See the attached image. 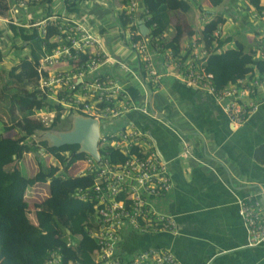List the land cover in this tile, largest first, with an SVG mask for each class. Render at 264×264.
<instances>
[{
    "label": "built area",
    "instance_id": "obj_1",
    "mask_svg": "<svg viewBox=\"0 0 264 264\" xmlns=\"http://www.w3.org/2000/svg\"><path fill=\"white\" fill-rule=\"evenodd\" d=\"M9 1L7 14L0 15V18L30 31L37 30L43 38L56 45L51 51L44 52L36 67L38 79L34 89L40 97L47 99L49 105L36 109L33 117L48 127L59 113L63 121L82 114L98 119L102 128L99 141L102 164L85 153L86 156L77 161L74 171L76 176H94L92 186L80 187L73 193L80 200L95 203V220L91 222L90 235L97 248L92 255V264H182L171 250L148 248L133 258L117 252V244L126 228L139 232H179L175 216L159 210L153 202L155 198L166 196L173 188L169 165L153 138L134 124H128L118 132L107 131L109 125L105 122L113 123L131 110L158 117L148 104H134L124 84L103 72L106 65L118 64L129 70L128 65L108 51L106 43L93 31L86 16L68 15V8L79 0H61L59 4L53 0L51 5L41 4L42 0ZM127 8L128 16L134 21L126 27L120 26L122 41L125 46L130 45L140 61L141 73H146L143 75L149 90L161 89L163 78L167 76L205 89L221 102L234 126L243 125L258 110L264 100V73L248 74L218 88L214 74L207 69L209 52L203 46V34L178 49H165L150 37V33L142 34L135 14L139 10V0H129ZM20 11L23 13L18 19ZM253 17L264 20V11L254 10ZM151 18L147 15L141 19L148 25L149 21L152 22L150 32L159 24ZM214 19L215 15L213 18L209 12L202 13L201 20L205 25ZM226 34L222 24L213 31L216 37ZM166 35L163 32L161 36ZM253 50L256 58L264 60V30L256 37ZM101 146L118 148L125 160L111 161L102 153ZM184 150L190 152L187 143ZM56 160V164L50 166L63 169ZM49 183L37 182L29 188L26 198L31 205H40L49 197ZM239 206L247 230V245L263 244L264 189L259 194L241 198ZM67 244H73L72 238ZM48 264L76 263L62 257L59 248L51 251Z\"/></svg>",
    "mask_w": 264,
    "mask_h": 264
},
{
    "label": "crops",
    "instance_id": "obj_2",
    "mask_svg": "<svg viewBox=\"0 0 264 264\" xmlns=\"http://www.w3.org/2000/svg\"><path fill=\"white\" fill-rule=\"evenodd\" d=\"M189 1L190 11L178 9L169 13L171 25L183 33L180 47L202 36L206 26L201 20L203 12H209L213 18L215 12L223 13L226 21L223 27L233 37L230 46L246 52L264 30V20L248 16L244 0H224L219 7L212 6L210 0ZM139 3L144 8L141 0ZM79 7V11L67 10L68 15L91 17V28L100 37L95 22L102 25L103 17L91 11L94 8L91 0L88 4L87 0L81 1ZM0 22L2 37L5 31L13 40H22L14 36L7 21L0 18ZM123 42L113 40L106 46L129 70L110 64L103 67V72L124 84L134 104H148L158 117L131 110L114 124H108L107 131L118 132L134 124L153 138L173 178L172 190L153 202L159 210L175 216L179 232H139L126 228L117 252L133 258L143 250L158 248L173 251L182 264H264V243L247 245V230L239 206L241 198L264 189V100L243 125L234 126L221 102L210 92L167 76L157 91L167 89L164 102L163 98H157L156 91L148 89L140 61ZM186 143L189 153L184 150ZM33 208L35 211V204ZM12 251L18 253L16 245Z\"/></svg>",
    "mask_w": 264,
    "mask_h": 264
},
{
    "label": "trees",
    "instance_id": "obj_3",
    "mask_svg": "<svg viewBox=\"0 0 264 264\" xmlns=\"http://www.w3.org/2000/svg\"><path fill=\"white\" fill-rule=\"evenodd\" d=\"M81 1L68 10L79 11ZM123 1L129 4V0ZM248 1L253 10L260 13L264 11V0ZM52 2L53 0H42L41 4L51 5ZM141 2L144 8L135 13L138 21L145 19L147 15L159 21L158 26L152 28L150 37H154L165 49H178L183 33L171 25L169 13L178 9L190 11L192 8L190 1L141 0ZM210 2L212 6L219 7L224 0ZM9 4V0H0V15L7 14ZM147 9L148 13L145 12ZM48 12L50 13V9ZM215 16V19L206 25L202 34L203 46L209 52L207 69L214 74L216 86L222 88L248 74L264 73V60L255 57L253 48L246 52L241 47L230 46L229 43L233 40L231 35L220 37L213 35L215 28L226 23L223 13L215 12ZM118 21L121 27H126L134 20L128 16L125 8L119 13ZM148 23V26L152 27V22ZM8 26L16 38L22 39V45L15 44L14 47L27 49L28 56L11 68V79L5 82L3 87L8 98L11 119L3 124L0 131V260L2 264H48L51 251L60 248V254L66 260L71 259L76 264H92L94 262L92 253L97 248L94 238L90 235L91 222L95 220V203L80 200L73 194L78 188L90 187L94 183L92 174L76 176L74 173L77 161L83 159L86 154L79 152L78 144L54 147L47 139L40 143L33 140L38 132L44 133L56 129L58 125H66L70 119L68 117L63 121V116L59 113L51 126L47 127L33 117L36 109L49 105L47 99L40 97L34 89L38 79L36 67L44 52L51 51L56 45L43 38L37 30L30 31L13 23H9ZM163 32L167 33L164 37L161 36ZM3 60L4 54L0 44V64ZM143 74L146 75L145 72ZM32 88L35 91H32ZM17 110L20 112L19 116L16 115ZM12 130H17L19 135L9 136L8 132ZM28 139L32 140L28 142ZM103 147L101 146L102 153L111 161L125 160V156L118 148ZM41 148L52 153L63 169L50 166L44 161L39 162V170L34 175L24 174L18 169L13 171L6 169L8 164L22 159L25 153L39 152ZM48 181L49 197L42 204H35L36 210L31 215L33 205L26 198L27 191L37 182ZM69 238L73 240L71 245L67 244ZM14 245L17 247V254L12 251Z\"/></svg>",
    "mask_w": 264,
    "mask_h": 264
},
{
    "label": "rangeland",
    "instance_id": "obj_4",
    "mask_svg": "<svg viewBox=\"0 0 264 264\" xmlns=\"http://www.w3.org/2000/svg\"><path fill=\"white\" fill-rule=\"evenodd\" d=\"M60 2L61 0H55V4H59ZM91 2H92V7H94L91 11H93L99 17L101 16L103 17V20H101L102 25H99L98 23H96L95 20L94 22L96 25L97 33H99L100 37L103 39L106 45L109 46V43H111L113 40H115V42H122L124 38H123V35L121 34V28H120V24L118 21V15L123 9L126 8L128 10L127 8L128 3H123L124 2L123 0H91ZM244 2L247 6L246 8L247 12L249 11L248 16H253L252 7L249 1L244 0ZM22 13L23 12L21 11L18 13V19ZM90 18L91 17H88L87 19H90ZM2 24L3 23L0 22V28ZM1 33L2 32H0V44L2 48V53L4 54V60L0 64V131L2 130L3 124L5 122L10 121L11 119V114L8 108L9 106L8 98L3 91L4 83L11 79L10 78L11 68L15 65H18L23 58L28 56L27 49L21 50V49L14 47V45L17 43L19 44V45L17 44L18 46H21L22 40L21 41L13 40L9 32L6 33L4 31L3 37ZM126 33H127V30H126ZM126 47L129 50H131L130 45ZM10 86H15V85L10 84ZM154 91H156L155 93H156L157 98L158 97L163 98L164 102H166L165 95L167 93V89L161 90V93L157 92L158 90H154ZM19 113H20L19 110H17L16 115L19 116ZM68 120L69 122L66 125H63V126L58 125L56 126V129H53L51 131H61V130L70 129L73 126L72 119L70 118ZM105 123L112 125V122L107 121ZM102 125H104V123ZM60 127L62 129H59ZM46 132L44 133L38 132L36 136L33 137V140H36L37 142L40 143V141L45 139L44 135L46 134ZM8 135L17 137L19 133L17 130H12L8 132ZM30 141L31 140H29L28 142ZM55 160L56 158L55 156L52 155V153L48 152L47 150L44 151V149L41 148L39 152L32 151L30 153H25L22 159H18L14 163L12 162L8 164L6 166V169L8 171H13V170L18 169V170H21L24 174L34 175L39 170L40 161H44V162H47L48 165H52V164H56L57 160L56 161ZM33 212H34V208H32V213Z\"/></svg>",
    "mask_w": 264,
    "mask_h": 264
},
{
    "label": "water",
    "instance_id": "obj_5",
    "mask_svg": "<svg viewBox=\"0 0 264 264\" xmlns=\"http://www.w3.org/2000/svg\"><path fill=\"white\" fill-rule=\"evenodd\" d=\"M138 24L143 35L150 33V28L146 23L139 20ZM72 124L73 126L68 130L47 131L44 135L45 139L49 140L50 145L54 147L78 144L80 145L79 152L89 154L102 164L99 147L102 128L99 120L82 114H75L72 117ZM214 160L220 165H224L221 160L217 158Z\"/></svg>",
    "mask_w": 264,
    "mask_h": 264
}]
</instances>
